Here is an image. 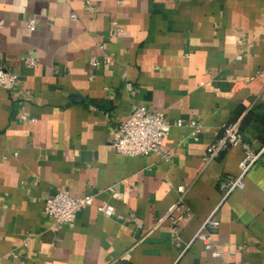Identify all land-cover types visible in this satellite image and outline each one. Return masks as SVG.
Segmentation results:
<instances>
[{"label": "crops", "instance_id": "crops-1", "mask_svg": "<svg viewBox=\"0 0 264 264\" xmlns=\"http://www.w3.org/2000/svg\"><path fill=\"white\" fill-rule=\"evenodd\" d=\"M0 66L19 76L0 86V264H264V152L224 199L243 150L208 159L227 125L264 146V0H0ZM136 105L171 124L158 152L111 144ZM60 189L94 204L55 225ZM213 212L218 256L195 238Z\"/></svg>", "mask_w": 264, "mask_h": 264}, {"label": "built area", "instance_id": "built-area-1", "mask_svg": "<svg viewBox=\"0 0 264 264\" xmlns=\"http://www.w3.org/2000/svg\"><path fill=\"white\" fill-rule=\"evenodd\" d=\"M30 29L34 28V21L27 22ZM31 66H35L34 58L29 59ZM97 60H91V64L96 65ZM19 76L12 69L0 66V86L11 90ZM126 87L132 88V84L127 82ZM176 125L181 126L183 122L178 120ZM189 125L193 129V134L200 131V124L191 121ZM171 124H169L165 115L161 111H151L144 105H136L131 112L120 123L115 125L111 144L119 154L135 156L146 155L152 152L160 151L164 137L169 133ZM240 146L243 150V157L239 163V173L236 177L228 180H221L218 188L222 193L223 199L232 191L241 188L243 177L249 169L261 159L264 152V146L258 150H253L249 144L244 142L239 132L238 124L225 126L224 135L214 141L209 148L208 159L215 158L225 146ZM182 191L183 189L180 188ZM94 204V195L87 194L74 197L68 190H57L52 196L48 197L44 204V211L52 222L63 224L73 221L77 214L85 207ZM97 210L104 215H112L113 207L110 204H101ZM191 217V212L185 205L183 197L180 196L172 207L165 213V218L171 222V239L176 247L184 250L189 246V242L183 241L180 235L181 224ZM219 226V221L214 217V212L202 223L195 238L203 242L204 248L213 256L219 255V249L214 246L212 233Z\"/></svg>", "mask_w": 264, "mask_h": 264}]
</instances>
